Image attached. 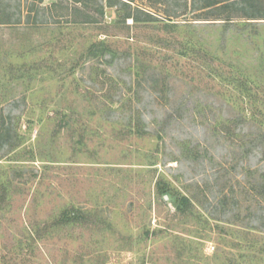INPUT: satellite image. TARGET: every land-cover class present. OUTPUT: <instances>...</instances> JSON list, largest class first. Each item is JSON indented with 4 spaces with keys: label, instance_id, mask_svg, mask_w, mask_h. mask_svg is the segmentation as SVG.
Listing matches in <instances>:
<instances>
[{
    "label": "rangeland",
    "instance_id": "rangeland-1",
    "mask_svg": "<svg viewBox=\"0 0 264 264\" xmlns=\"http://www.w3.org/2000/svg\"><path fill=\"white\" fill-rule=\"evenodd\" d=\"M124 1L0 0V264H264V0Z\"/></svg>",
    "mask_w": 264,
    "mask_h": 264
},
{
    "label": "trees",
    "instance_id": "trees-1",
    "mask_svg": "<svg viewBox=\"0 0 264 264\" xmlns=\"http://www.w3.org/2000/svg\"><path fill=\"white\" fill-rule=\"evenodd\" d=\"M127 1L133 2V0H127ZM192 1H193V4L196 5V8L198 11H202V10L203 11L204 10L210 11V10L217 9V8L222 7V6L224 7L225 5H228L227 1H224V0H192ZM246 1L247 0H243V2H246ZM109 5H110V7L118 6V5H124V6L130 7V9H131V4L124 1V0H109ZM54 6L57 7V5H55V4H54ZM136 12L141 13L145 19L139 20L138 18H136V16H133V14H127L125 19L132 18L133 22H135V23H141V22L142 23H144V22L145 23H156V22L162 23L160 21L155 20L154 14H152V13L145 12L139 8L136 9ZM161 21H165V20H161ZM167 21H168V19H167ZM182 202L184 204H188L189 198L183 197Z\"/></svg>",
    "mask_w": 264,
    "mask_h": 264
}]
</instances>
